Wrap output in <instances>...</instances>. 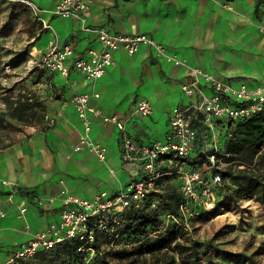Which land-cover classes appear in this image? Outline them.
<instances>
[{"label":"crops","instance_id":"1","mask_svg":"<svg viewBox=\"0 0 264 264\" xmlns=\"http://www.w3.org/2000/svg\"><path fill=\"white\" fill-rule=\"evenodd\" d=\"M33 1L47 25L32 43L34 58L52 43L70 44L74 58L103 48L97 33L84 30L78 17L52 13L61 0ZM5 22L0 20V27ZM86 23L112 33L146 34L187 66L235 87L264 84V0H92ZM113 55L114 63L98 79L74 68L68 75L37 69L26 74L25 88L17 91L14 84L4 93L12 99L25 94L40 107L38 118L19 124V131H8L10 125L0 129V208L5 212L0 215V264L35 232L60 222L62 190L93 199L101 190L114 194L140 178L141 164L122 160L123 138L132 137L139 144L163 140L172 109L200 99L199 93L188 96L182 89L190 80L189 68L157 56L150 46L141 43L134 54L118 49ZM200 86L204 94L213 93L203 78ZM77 93H98L91 104L124 124L121 130L116 123L93 118L91 137L106 147L104 160L86 148L74 150L83 132L72 101ZM140 99L149 100L150 114L135 111ZM43 116L54 118L53 125L46 126ZM209 118L200 112L193 123L203 130L213 126ZM51 196L56 199L49 203ZM23 205L27 210L20 214Z\"/></svg>","mask_w":264,"mask_h":264},{"label":"built area","instance_id":"2","mask_svg":"<svg viewBox=\"0 0 264 264\" xmlns=\"http://www.w3.org/2000/svg\"><path fill=\"white\" fill-rule=\"evenodd\" d=\"M13 1L27 5L42 24L47 26L39 16L42 9L33 0ZM91 1L61 0L52 13L59 16L78 17L84 30L97 33L103 48L91 49L86 57L74 58V50L70 44L59 46L52 43L45 52L33 60L38 70L68 75L70 69L74 68L88 78L98 79L104 75L106 68L114 63L113 54L116 50L124 49L128 54H134L141 43L150 46L157 56L167 57L176 64L187 66L184 60L167 54L163 44L146 34L112 33L105 27H92L87 24L86 14L90 9ZM187 67L191 77L189 81L182 84V89L188 96L199 93L200 99L172 109L170 128L163 140H156L151 144H139L129 136H125L122 140V160L126 163H140L142 176L117 193L112 194L107 190H101L93 199H85L62 190L58 195L62 202L60 222L35 232L30 240L17 245L1 264H18L21 259L32 257L38 250L51 249L57 243L69 238L81 240L84 243L83 246L90 244L95 238V227L108 229L110 220L112 218L116 220L118 211L140 202L149 192L158 190V180L168 173L164 171L163 166L177 168L176 172L181 179V190L185 197L198 200L206 210H212L216 206L215 187L221 183V175L216 173L206 179L202 171L187 170L183 167V160L194 154L199 140L198 129L193 120L200 112L221 120H230L263 110L264 84L248 86L243 83L235 87L199 67ZM200 78H203L212 88V94L202 92ZM92 97L97 98L99 94L77 93L72 97L77 114L83 122V132L74 150L86 148L95 153L100 160H104L106 147L91 137L93 118L102 117L104 122L116 123L121 130H124V124L117 116L104 115L98 106L91 104ZM135 111L141 115L150 114L152 106L149 100H138ZM45 118L50 124L55 121L49 116ZM55 199V196H51L47 202L52 203ZM187 202L189 201L182 204L180 208L184 214H192ZM155 205L153 203V206ZM26 210V205L21 206L20 214ZM0 215L5 216L1 208ZM88 251L93 254L92 248H88Z\"/></svg>","mask_w":264,"mask_h":264},{"label":"trees","instance_id":"3","mask_svg":"<svg viewBox=\"0 0 264 264\" xmlns=\"http://www.w3.org/2000/svg\"><path fill=\"white\" fill-rule=\"evenodd\" d=\"M17 2L11 1V11L0 34L6 35L23 17L29 37L38 39L45 30L41 20ZM25 54L26 49L19 51L9 63L23 61ZM10 97L6 94L3 98L6 108L0 111V129L7 128L12 119L32 123L38 118L40 103L34 98L22 93ZM210 119L220 130L221 146L207 150L199 137L194 154L183 162L190 170L200 171L208 164L210 172L202 171L206 179L216 173L221 175L212 210L185 197L177 168L163 166L168 173L158 180V190L118 211L108 229L95 227V238L90 244L83 246L81 240L69 238L51 249L38 250L18 264H209V260L204 261L203 244L190 235V227L211 219L219 211L233 210L244 199H254L264 206V109L238 119ZM186 201L192 214H184L180 208ZM88 248H92L93 254ZM237 255L239 264H264L251 255Z\"/></svg>","mask_w":264,"mask_h":264},{"label":"rangeland","instance_id":"4","mask_svg":"<svg viewBox=\"0 0 264 264\" xmlns=\"http://www.w3.org/2000/svg\"><path fill=\"white\" fill-rule=\"evenodd\" d=\"M17 3L19 7H28L21 2ZM10 4L11 1L7 0L0 2V20H7L11 11ZM3 11L6 15L1 14ZM27 29L28 25L23 17H20L6 35L0 34V111L6 108L4 93L9 88L14 89V84H17L16 90L19 87L25 88L26 74L37 70L33 63L35 59L33 53H30L34 39L29 37ZM24 49L25 59L15 61L12 63L15 65L11 67L8 66L11 58H15L16 54ZM10 78L13 81L9 84ZM16 79L17 82L14 81ZM43 119L46 118L43 116ZM12 120L8 129L10 132L19 131V124H27ZM50 125L53 124L48 122L46 126ZM199 131L202 132L199 135L200 139L205 142L204 148L211 151L212 148L221 146L220 130L214 123L213 126ZM183 167L190 170L186 162L183 163ZM201 171L209 173V165L205 164ZM189 233L203 244L204 261L209 260V264H239L236 261V258H240L237 254L251 255L258 262L264 263V206L254 199H244L233 210L219 211L211 219L195 223L190 227Z\"/></svg>","mask_w":264,"mask_h":264}]
</instances>
